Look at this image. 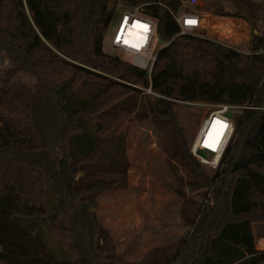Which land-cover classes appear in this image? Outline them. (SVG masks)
I'll list each match as a JSON object with an SVG mask.
<instances>
[{
	"label": "trees",
	"instance_id": "trees-1",
	"mask_svg": "<svg viewBox=\"0 0 264 264\" xmlns=\"http://www.w3.org/2000/svg\"><path fill=\"white\" fill-rule=\"evenodd\" d=\"M184 1L0 0V54L10 63L1 91L21 74L36 79L32 95L0 118V264H135L114 253L96 215L98 194L126 182L125 140L114 134L129 114L166 136L183 188L203 197L215 189L212 204L195 209L188 240L136 264H264L253 229L264 224V110L237 113L211 175L191 154L174 102L264 108V31L253 33L247 52L180 35L171 13L187 10ZM119 2L155 19L167 44L151 80L103 51ZM119 87L131 103L112 98Z\"/></svg>",
	"mask_w": 264,
	"mask_h": 264
},
{
	"label": "rangeland",
	"instance_id": "rangeland-1",
	"mask_svg": "<svg viewBox=\"0 0 264 264\" xmlns=\"http://www.w3.org/2000/svg\"><path fill=\"white\" fill-rule=\"evenodd\" d=\"M183 5L187 11L197 13L202 18V36L242 52L249 51L253 33L264 31V0H186ZM127 11H131V8L123 3L116 5L117 16ZM236 13L240 14V18L225 16ZM112 30L113 27H110L105 32L103 51L129 64V56L112 49L109 39ZM156 43L159 46L166 44L159 39ZM9 67L6 56L0 54V78ZM111 78L146 91L150 97H159L149 94V88L140 84ZM35 82L33 76L21 74L14 79L5 94L1 91L0 83V118L9 116L15 104L32 95ZM132 97L124 87L117 88L112 94L116 102L131 103ZM174 102L177 103L180 122L193 141L203 117L215 104ZM115 129V140H125L128 173L125 184L120 181L121 184L110 192L98 194L96 215L111 239L114 253L124 261L136 264L157 248L171 246L175 249L183 240H188L189 233L193 231L190 229V220L194 218L195 209L211 205L212 191L215 189L212 187L203 197L180 185L177 175L181 174V169L176 170L171 164L165 150L167 138L158 133L151 119L144 120L129 114ZM203 167L211 175L215 171L206 165ZM198 219L196 217L194 225ZM253 229L256 246L264 251V224L254 225Z\"/></svg>",
	"mask_w": 264,
	"mask_h": 264
},
{
	"label": "built area",
	"instance_id": "built-area-1",
	"mask_svg": "<svg viewBox=\"0 0 264 264\" xmlns=\"http://www.w3.org/2000/svg\"><path fill=\"white\" fill-rule=\"evenodd\" d=\"M180 35L198 36L202 18L194 12L171 13ZM110 43L114 51L129 56L133 67L145 71L151 80L159 53L167 44L159 46L157 21L144 16L140 7L123 12L111 26ZM149 94H154L149 88ZM244 110H264L253 105L215 104L203 117L192 144L191 154L202 165L217 169L235 136V116Z\"/></svg>",
	"mask_w": 264,
	"mask_h": 264
},
{
	"label": "water",
	"instance_id": "water-1",
	"mask_svg": "<svg viewBox=\"0 0 264 264\" xmlns=\"http://www.w3.org/2000/svg\"><path fill=\"white\" fill-rule=\"evenodd\" d=\"M200 260H201V257L196 261L195 264H198L200 262Z\"/></svg>",
	"mask_w": 264,
	"mask_h": 264
}]
</instances>
